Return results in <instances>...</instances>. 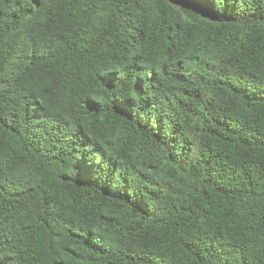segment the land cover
Wrapping results in <instances>:
<instances>
[{
  "label": "trees",
  "instance_id": "trees-1",
  "mask_svg": "<svg viewBox=\"0 0 264 264\" xmlns=\"http://www.w3.org/2000/svg\"><path fill=\"white\" fill-rule=\"evenodd\" d=\"M0 264H264V0H0Z\"/></svg>",
  "mask_w": 264,
  "mask_h": 264
}]
</instances>
